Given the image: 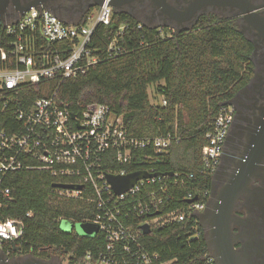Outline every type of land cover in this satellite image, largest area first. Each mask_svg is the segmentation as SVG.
Listing matches in <instances>:
<instances>
[{
  "label": "trees",
  "instance_id": "16d2710c",
  "mask_svg": "<svg viewBox=\"0 0 264 264\" xmlns=\"http://www.w3.org/2000/svg\"><path fill=\"white\" fill-rule=\"evenodd\" d=\"M90 13L79 24H85ZM112 41L123 53L63 82L25 85L19 89L20 95L34 100L57 91L74 110L104 103L125 118L134 136H177L179 141L153 165L160 172L179 174L177 183L171 181L160 195L165 199L161 211L187 212L191 203L188 196L203 199L204 191L211 188L213 174L205 170L203 159L207 134L222 108L253 78L254 45L230 22L203 18L194 28L176 33L168 27L160 30L148 25L122 10L114 11L110 25L97 27L91 47L104 57ZM155 84L162 97L158 103L152 102L150 93ZM12 113H0V125L7 127L14 120ZM149 152L138 151L137 156ZM146 167L135 162L129 169ZM57 181L47 171L26 169L5 179L11 193L0 195V218L21 220L24 233L14 242H5L3 249L12 255L59 256L68 257L70 264H95L106 251L105 232L98 230L95 236L81 235L75 229L68 232L61 227V220L78 223L93 218L98 211L96 204L85 198L60 196L53 187ZM153 188H157L156 183L147 189ZM87 192L90 194V188ZM135 218L137 228L141 219L138 215ZM141 241L147 250L160 254L157 264H205L207 242L196 214L153 228L141 235Z\"/></svg>",
  "mask_w": 264,
  "mask_h": 264
},
{
  "label": "built area",
  "instance_id": "2783aa9c",
  "mask_svg": "<svg viewBox=\"0 0 264 264\" xmlns=\"http://www.w3.org/2000/svg\"><path fill=\"white\" fill-rule=\"evenodd\" d=\"M113 1L104 0L97 14L91 12L85 24L65 21L42 5L24 13L0 14V113L10 110L14 116L9 127L0 125V195H10L5 179L23 169L47 171L57 178V183L83 185L82 189L57 188V193L96 204L97 213L86 221L98 223V230L106 234L107 244L95 264H157L160 254L146 249L141 241V235L145 234L142 226L160 228L203 212L210 199V189L204 191L203 199L191 202L187 212L180 209L162 212L165 199L160 195L167 191L171 181L177 183L178 173L139 179L121 194L115 192L107 175L126 176L133 172L129 167L135 162L147 164L139 170L160 172L154 161L160 160L179 138L171 133L134 136L125 118L104 103L74 110L57 91L30 100L22 97L19 90L25 85L50 80L63 82L123 53L116 41L108 45L104 57L91 47L97 27L112 22L116 10ZM163 104H167L164 99ZM234 115V105L223 107L207 134L203 159L205 170L213 175L220 164ZM142 150L151 152L137 156ZM155 183L157 188L147 189ZM188 197L192 199L193 195ZM135 215L141 219L137 228L133 222ZM23 233L21 220L0 218V264L36 260L35 256L28 260L24 254L12 255L9 249H3L5 242H14ZM200 234L199 231L195 237ZM204 260L205 264H218L209 250Z\"/></svg>",
  "mask_w": 264,
  "mask_h": 264
},
{
  "label": "flooded vegetation",
  "instance_id": "af4514ba",
  "mask_svg": "<svg viewBox=\"0 0 264 264\" xmlns=\"http://www.w3.org/2000/svg\"><path fill=\"white\" fill-rule=\"evenodd\" d=\"M36 1L65 21L79 23L86 14L98 9L96 2L101 0H0V6L5 3L6 12H20L23 6ZM116 10L160 29L171 28L176 33L194 28L203 18L230 22L253 43L252 83L240 89L237 97L239 91L235 95L234 119L213 175L219 193L228 183L264 109V35L260 31V28L264 30V0H123ZM217 173L219 179L215 178ZM262 176L251 181L248 191L234 205L233 244L240 264H264V174ZM211 192L210 188V199ZM35 257L44 264H53L55 256L51 259Z\"/></svg>",
  "mask_w": 264,
  "mask_h": 264
},
{
  "label": "water",
  "instance_id": "95a60500",
  "mask_svg": "<svg viewBox=\"0 0 264 264\" xmlns=\"http://www.w3.org/2000/svg\"><path fill=\"white\" fill-rule=\"evenodd\" d=\"M104 0L96 2L98 6L103 4ZM39 1L29 2L23 6L19 11L24 13L33 6H38ZM113 6L115 8L123 4V0H114ZM7 7L3 3L0 6V14L6 13ZM260 28L259 26H257ZM260 31L264 35V30L260 28ZM253 58V54L251 56ZM252 82H250L247 87ZM246 88V87H245ZM242 91V90H241ZM239 91L236 95L241 92ZM230 105L236 104L235 97L230 100ZM233 141V138L231 139ZM264 170V109L261 110L260 115L256 121L254 129L252 130L246 149L244 153L239 157L238 162L233 173L228 179V183L224 188L217 193L215 181L212 180L211 186V199L207 204L205 210L196 216L199 219L200 225L206 230L205 238L207 242V248L211 254L216 258L218 264H240L238 256L236 254L233 244L232 222H233V210L238 198L243 195L249 189L251 181L258 177H263ZM262 173V174H261ZM162 174H173L172 171L162 173H149L146 170H136L129 173L126 176H115L108 174L107 178L113 186L117 194H121L135 185L139 179L159 176ZM219 179L218 173L215 176ZM55 188H67L82 189L83 185H73L65 183H54ZM198 197H194L189 202H194ZM144 233L151 232V227L148 224L142 226ZM89 231L88 227L81 226L80 232L83 235H87ZM89 236V235H87ZM18 264V263H16ZM23 264H44L42 261L36 259L35 261L26 262Z\"/></svg>",
  "mask_w": 264,
  "mask_h": 264
},
{
  "label": "rangeland",
  "instance_id": "374dc122",
  "mask_svg": "<svg viewBox=\"0 0 264 264\" xmlns=\"http://www.w3.org/2000/svg\"><path fill=\"white\" fill-rule=\"evenodd\" d=\"M94 12L97 14V9ZM161 83H163V82H161ZM161 83H159V84H161ZM150 93H151L152 102L158 103L161 101L162 97L158 96V93H157V84L150 87ZM81 226L89 228V231L87 232V235H89V236H95V234L97 233V231L99 229V225L95 221H83V222L73 223L69 219H62L61 220V227L65 231H68V232L75 229L77 233L83 235L80 232ZM50 252H53V251H50ZM31 259H33V257H28V260H31ZM47 259H51V258H47ZM53 264H70V263H69L68 257L55 256L53 259Z\"/></svg>",
  "mask_w": 264,
  "mask_h": 264
},
{
  "label": "crops",
  "instance_id": "0c3cea01",
  "mask_svg": "<svg viewBox=\"0 0 264 264\" xmlns=\"http://www.w3.org/2000/svg\"><path fill=\"white\" fill-rule=\"evenodd\" d=\"M86 264H89V263H86Z\"/></svg>",
  "mask_w": 264,
  "mask_h": 264
}]
</instances>
